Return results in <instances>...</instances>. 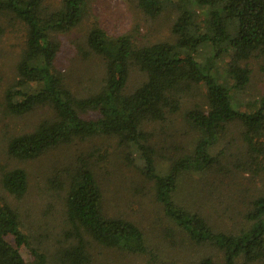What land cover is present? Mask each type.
<instances>
[{
	"label": "trees",
	"instance_id": "obj_1",
	"mask_svg": "<svg viewBox=\"0 0 264 264\" xmlns=\"http://www.w3.org/2000/svg\"><path fill=\"white\" fill-rule=\"evenodd\" d=\"M136 1L149 17L169 11L174 39L138 44L130 31L110 34L93 22L81 54L99 56L104 73L95 89L76 94L56 68L60 44L55 34L78 26L89 0H59L53 6L46 0H0V13L24 27L16 76L4 93L5 111L21 115L38 106L51 110L32 130L10 137L3 145L5 153L18 160L35 159L63 144L74 142L77 147V142L99 137L115 139L118 148L128 151L125 161L152 182L165 217L191 242L213 250L182 264H264V184L246 198L243 219L231 228H220L174 198L186 172L206 173L218 166L214 170L222 168L218 174L225 177L234 169L263 173L264 179V93L250 100L240 96L250 81L246 60L254 57L264 66V0ZM3 32L0 26V37ZM135 69L142 79L129 89ZM172 114L180 115L194 133L193 145L159 172L146 124L166 121ZM96 148L65 160L41 188L49 198L63 192L55 252L43 248L39 234L27 230L19 211L0 198V264H93L92 244L153 256L134 222L103 211L93 172ZM0 187L22 199L30 189L28 173L21 167L3 169ZM52 209L48 202L42 214ZM23 248L29 260L22 256Z\"/></svg>",
	"mask_w": 264,
	"mask_h": 264
},
{
	"label": "rangeland",
	"instance_id": "obj_2",
	"mask_svg": "<svg viewBox=\"0 0 264 264\" xmlns=\"http://www.w3.org/2000/svg\"><path fill=\"white\" fill-rule=\"evenodd\" d=\"M46 2L48 6H53L59 0ZM93 22H97L110 34L130 31L138 44L174 39L170 32L172 15L169 11L149 17L138 8L136 0H89L88 11L81 23L69 32L55 34L60 44L56 68L64 74L67 86L76 94L90 88L95 89L104 73V63L99 56L81 54L85 46V35ZM0 26L4 27L0 37V173L5 168L21 167L28 173L30 183V189L24 198L16 199L1 190V187L0 198L19 211L27 230L39 234L41 246L48 249L50 254L58 247L55 240L60 239L58 235L63 195V192L55 191L49 198L41 192L43 183L55 168L63 166L65 160L70 157L74 159L80 152L86 153L97 146L96 150H99L92 162L95 163L93 172L101 188L103 211L112 216H124L134 222L143 232L147 247L153 250V256L100 248L92 244L93 264H182L197 260L200 256L212 255L211 247L194 244L165 217L162 205L153 195L152 182L139 168L125 161L128 151L124 147L118 148L115 139L99 137L77 142V147L74 142L63 144L49 149L35 159L18 160L6 155L3 145L9 138L32 130L41 119L51 115V110L47 106H38L21 115L5 111L4 93L16 76L15 63L24 38V27L3 12L0 13ZM246 62L251 70L250 81L240 96L250 100L264 93V66L254 57ZM140 79V72L133 70L127 88L133 89ZM196 98L185 99L184 102L189 104ZM146 130L152 132L155 166L159 172L167 170L175 158L189 151L193 145L191 135L194 137V133L188 130L178 114L168 115L166 121L146 124ZM236 133H233L234 138ZM237 139L236 137L235 140ZM227 142L229 141H221L223 144ZM237 147L238 145L234 146L230 151L235 152ZM104 155L108 159L101 157ZM217 167L212 169L213 173L212 170L206 173H183L174 198L200 210L220 228H231L232 224L238 226L243 219L246 198L263 188V173L251 175L233 169L234 172L225 177L218 174L222 168L214 170ZM48 202H51L53 209L44 215L42 210ZM21 254L26 260L30 259L24 248L21 249Z\"/></svg>",
	"mask_w": 264,
	"mask_h": 264
}]
</instances>
